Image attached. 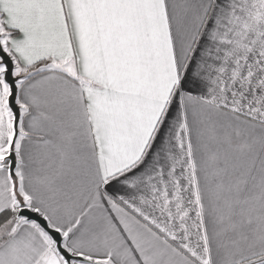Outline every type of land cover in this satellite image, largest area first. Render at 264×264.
Returning a JSON list of instances; mask_svg holds the SVG:
<instances>
[{"label":"snow or ice","instance_id":"snow-or-ice-1","mask_svg":"<svg viewBox=\"0 0 264 264\" xmlns=\"http://www.w3.org/2000/svg\"><path fill=\"white\" fill-rule=\"evenodd\" d=\"M0 264H264V0H0Z\"/></svg>","mask_w":264,"mask_h":264}]
</instances>
